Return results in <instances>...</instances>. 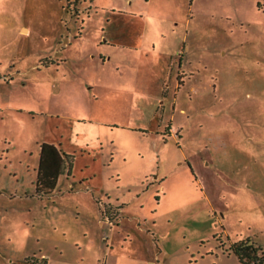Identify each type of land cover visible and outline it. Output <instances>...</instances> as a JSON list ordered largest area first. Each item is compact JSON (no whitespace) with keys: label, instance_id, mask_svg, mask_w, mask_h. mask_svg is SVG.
Instances as JSON below:
<instances>
[{"label":"rangeland","instance_id":"obj_1","mask_svg":"<svg viewBox=\"0 0 264 264\" xmlns=\"http://www.w3.org/2000/svg\"><path fill=\"white\" fill-rule=\"evenodd\" d=\"M44 143L72 166L41 197ZM247 238L264 0H0V264H240Z\"/></svg>","mask_w":264,"mask_h":264},{"label":"trees","instance_id":"obj_2","mask_svg":"<svg viewBox=\"0 0 264 264\" xmlns=\"http://www.w3.org/2000/svg\"><path fill=\"white\" fill-rule=\"evenodd\" d=\"M262 5L259 1V6ZM67 160L64 159L61 151L55 145L44 143L41 146L40 163L36 178V192L39 196H47L54 192L59 176L66 172L67 164L72 166V155H67ZM231 249L238 255L240 264H251L253 261L256 264H264V255L261 257L258 255L261 247L250 238L233 242ZM35 264H48V259L43 258L41 263L36 262Z\"/></svg>","mask_w":264,"mask_h":264},{"label":"crops","instance_id":"obj_3","mask_svg":"<svg viewBox=\"0 0 264 264\" xmlns=\"http://www.w3.org/2000/svg\"><path fill=\"white\" fill-rule=\"evenodd\" d=\"M131 2V0H130ZM22 29H26V30H29L28 27L24 26ZM154 45H156L154 43ZM107 205H106V213L107 215L113 220L115 215L114 214H111L112 212V209H115L116 207H118V210L121 209V205H118L116 204L117 206H114L115 203H113L112 201H110V199L108 201H106ZM110 219V220H111ZM114 221V220H113ZM112 222V221H111ZM101 223H103V220H101ZM47 255V254H46ZM104 264H109V261L108 259L105 260V263ZM151 264H154V261H151Z\"/></svg>","mask_w":264,"mask_h":264}]
</instances>
